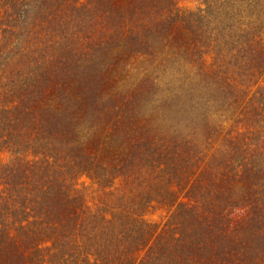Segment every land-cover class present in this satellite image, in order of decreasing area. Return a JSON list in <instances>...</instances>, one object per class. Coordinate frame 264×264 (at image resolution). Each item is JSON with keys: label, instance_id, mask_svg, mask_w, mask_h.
<instances>
[{"label": "trees", "instance_id": "trees-1", "mask_svg": "<svg viewBox=\"0 0 264 264\" xmlns=\"http://www.w3.org/2000/svg\"><path fill=\"white\" fill-rule=\"evenodd\" d=\"M0 264H264V0H0Z\"/></svg>", "mask_w": 264, "mask_h": 264}]
</instances>
